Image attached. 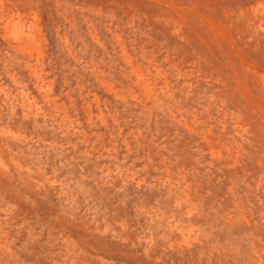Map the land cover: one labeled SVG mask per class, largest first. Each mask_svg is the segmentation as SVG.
Returning a JSON list of instances; mask_svg holds the SVG:
<instances>
[{
	"label": "rangeland",
	"instance_id": "1",
	"mask_svg": "<svg viewBox=\"0 0 264 264\" xmlns=\"http://www.w3.org/2000/svg\"><path fill=\"white\" fill-rule=\"evenodd\" d=\"M0 264H264V0H0Z\"/></svg>",
	"mask_w": 264,
	"mask_h": 264
}]
</instances>
